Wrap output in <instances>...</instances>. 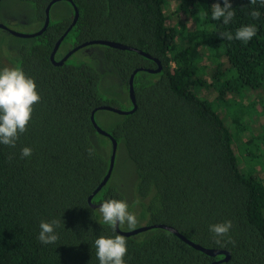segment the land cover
I'll use <instances>...</instances> for the list:
<instances>
[{
  "label": "trees",
  "instance_id": "trees-1",
  "mask_svg": "<svg viewBox=\"0 0 264 264\" xmlns=\"http://www.w3.org/2000/svg\"><path fill=\"white\" fill-rule=\"evenodd\" d=\"M50 1L0 5H7L6 15L17 7L19 18L39 30ZM60 1L68 13L56 10L55 2L41 34L0 41V57L5 51L10 67L33 78L41 97L16 145H0V264H98L95 238L120 234L99 214L109 198L127 201L136 227L170 225L195 243L229 254L224 260V253L207 254L168 229L152 227L123 235L127 264H264V127L238 145L239 152L234 146L258 106L264 108L263 98L247 105L237 99L253 90L264 94V6L259 0H230L235 14L223 24L211 17L218 0H178L177 20L171 22L168 0ZM74 6L79 17L55 57L68 39L73 46L118 41L151 57L94 44L100 47L92 61L54 64L52 51L73 22ZM253 9L260 11L258 18L251 16ZM53 13L61 17L52 20ZM180 13L191 16L195 28ZM248 24L257 34L247 43L220 35L235 37ZM158 61L161 71H149ZM3 67L9 66L0 58ZM136 69L137 109H101H132L129 80ZM210 89L213 98L202 95ZM102 111L114 118L106 128L97 118ZM93 112L118 143L111 177L95 194L108 173L113 143L94 126ZM24 146L32 148L31 157H21ZM52 219L59 221V238L45 245L37 239L39 223ZM225 220L232 228L217 242L209 226Z\"/></svg>",
  "mask_w": 264,
  "mask_h": 264
},
{
  "label": "clouds",
  "instance_id": "clouds-1",
  "mask_svg": "<svg viewBox=\"0 0 264 264\" xmlns=\"http://www.w3.org/2000/svg\"><path fill=\"white\" fill-rule=\"evenodd\" d=\"M250 2L255 3L256 0H250ZM259 5L264 6V0H259ZM234 14L230 0H223L222 6L219 0L212 5L213 20H221L223 24H228ZM250 14L254 19L261 15L258 9H253ZM256 34V26L248 24L238 28L235 37L230 33L220 35L228 40L235 38L247 43ZM40 98L34 79L26 75L21 68H0V145L12 147L16 145L19 134L26 131L31 120L34 104L39 102ZM32 152L31 147L24 146L20 154L22 158H28L31 157ZM99 214L102 222L108 226L126 225L128 230H133L137 225V217L129 210V205L124 199L104 200L99 205ZM59 226V221L56 219L40 221L37 239L45 245L55 244L59 238L57 232ZM231 228V220L209 226L210 232L218 238L217 242L219 238L227 236ZM93 244L98 264H127L125 256L128 246L123 235H100L95 238Z\"/></svg>",
  "mask_w": 264,
  "mask_h": 264
},
{
  "label": "rangeland",
  "instance_id": "rangeland-1",
  "mask_svg": "<svg viewBox=\"0 0 264 264\" xmlns=\"http://www.w3.org/2000/svg\"><path fill=\"white\" fill-rule=\"evenodd\" d=\"M177 3H178V0H168L167 13L169 15H171L170 20H169L170 22L177 20L176 16L173 15V12L176 8ZM66 6H68V5H66V3L64 1H58L57 5H55L54 7L56 10L61 9V8H65L64 13L67 14L68 8ZM5 7H7V5H5V4L0 5V22L6 23V24H8V26L10 28H12L16 31L22 32V33H33L36 31L37 24L35 22H32L30 20H25L23 17L19 18L20 13H19L17 7L10 6V8H11L10 14L11 15H9V13H7V15H6V11H5L6 8ZM10 8H8V9H10ZM9 16H13V17L10 18ZM58 17H61V16H58ZM58 17H55L54 13H53L51 16V19L52 20H58ZM3 18H5V19H3ZM179 18L185 20L191 28H195L196 21L191 16H188L187 14H184V13H180ZM14 36L15 35L10 33L8 30L0 28V41L3 42L5 39H14ZM73 45H74V43L70 39L66 40L62 44L61 49L59 50L56 57L58 59L63 57L69 50H71L72 47H74ZM99 47H100L99 45H94V44L81 47L78 50L74 51L71 54V56L68 58L67 61L70 63H76V64H78L82 61H89V60L92 61V54L95 51H97ZM3 54L4 55H2L0 57L2 62L10 67L11 62L8 60V57L6 56V52L4 51ZM16 67H17V65H16ZM210 75H211L210 70H208L207 77L209 78ZM202 95L207 96L209 98H213L215 93H214V91H211V89H210V90L202 91ZM258 98L264 99V94H262L259 90H253V91H249L248 96L246 98H243V99L237 98V99L240 100L245 105H247V104H249V102L251 100L258 99ZM126 105H129V103L128 104L126 103ZM221 112H222V115L225 116L227 123L230 125L231 129L233 131H235V128L232 124L231 117L227 114L226 110H224V108H222ZM97 118H98V122L100 123V125L104 128H106L107 125H110L111 120L114 119L109 115L108 112L106 113V111H102V113L99 114V116ZM246 118H247V116L245 117V119ZM250 119L251 120H249V123H248L249 128L239 134L240 141L239 140L235 141L234 146H235V149L237 150V152H239L238 145H242V143L244 141H246L249 137H251V135L258 134L262 130V128L264 127V108H262L261 106L260 107L258 106V112L253 113L251 115ZM241 166L243 169L248 167V164L244 159L241 160ZM254 167L257 170H260L261 165H258V163H255ZM128 188H126V190ZM127 193L129 194V191H127ZM122 228L124 230H126L127 226L122 225Z\"/></svg>",
  "mask_w": 264,
  "mask_h": 264
},
{
  "label": "water",
  "instance_id": "water-1",
  "mask_svg": "<svg viewBox=\"0 0 264 264\" xmlns=\"http://www.w3.org/2000/svg\"><path fill=\"white\" fill-rule=\"evenodd\" d=\"M57 1H60V0H52V1H50L49 5H48V7L46 9V20H45V23L42 26V28L40 30H38V31H35L33 33H22V32H19V31H16V30L10 28L7 24H5L3 22H0V28L8 30L13 35L19 36V37H33V36L39 35L43 31H45L47 29V27H48V25L50 23V8ZM69 1H71V0H69ZM74 9H75V14H74V19H73L72 24L70 25L68 30L64 33V35H62V37L57 41V43H56V45H55V47H54V49L52 51L51 59H52L54 64H56V65L63 64L71 56V54L74 51L78 50L81 47L92 45V44H105V45H109V46H112V47H115V48H118V49L135 50V51H138L140 53L145 54L146 56L151 57L149 54H147V53L143 52L142 50H139V49H137V48H135L133 46H130V45L118 42V41L98 39V40H90V41L81 43V44L73 47L70 51H68V53L61 60H59V61L56 60L55 55H56V52H57L62 40L64 39V37L67 34V32L71 29V27L76 23V21H77V19L79 17L78 8L76 6H74ZM158 63H159V61H158ZM161 68L162 67H161V65L159 63V67L157 69H149V71H151V72H159V71H161ZM138 70L139 69H136L134 71V73L131 75L130 80H129V94H130V97H131V100H132V103H133L132 109L124 110V109H120V108H117V107H114V106H110V105L100 106L101 109L111 110V111H114V112H117V113H120V114H127V113L133 112V111H135L137 109V102H136V97H135L133 80H134V75L138 72ZM91 118H92V122H93L94 126L96 127V129L98 130V132H100V133H102V134H104L106 136L111 137L112 143H113V149H112V155H111V163H110V167H109L108 173L105 176V178L102 181V183L94 191V194H95L97 191H99L107 183V181L111 177V174H112V171H113L114 165H115V158H116L118 143H117L116 139H114L105 129H103L97 123V121L95 119V113L94 112L92 113ZM91 198H92V196L90 197V199ZM96 206H97L96 204H93V207H96ZM115 226H116L117 231L120 234L125 235V236L134 235V234L139 233L141 231L148 230L149 228H152V227L165 228V229H168V230L174 232L175 234L180 236L183 240H185L187 243H189L190 245H192L193 247H195L198 250H201V251H203V252H205L207 254L224 253L226 255V258L224 260H227L228 257H229V254L226 251L216 250V249H213V248H207V247H204V246H202V245H200L198 243L193 242L192 240L188 239L183 234H181L176 228H174V227H172L170 225H166V224L142 225V226L136 227L133 230H122L120 228V225H115ZM215 263L216 262H214L212 264H215Z\"/></svg>",
  "mask_w": 264,
  "mask_h": 264
},
{
  "label": "flooded vegetation",
  "instance_id": "flooded-vegetation-1",
  "mask_svg": "<svg viewBox=\"0 0 264 264\" xmlns=\"http://www.w3.org/2000/svg\"><path fill=\"white\" fill-rule=\"evenodd\" d=\"M41 28H42V27H41ZM41 28H40V29H41ZM40 29H39V30H40ZM36 31H38V30H36ZM74 47H75V46H74ZM72 48H73V47H72ZM72 48H71V49H72ZM69 51H70V50H69ZM67 53H68V52H67ZM67 53H66V54H67ZM66 54H65V55H66ZM65 55H64V56H65ZM64 56H63V57H64ZM63 57H61L60 59H56V60L59 61V60H61ZM55 58H56V57H55ZM67 60H68V59H67ZM67 60H66V61H67ZM66 61H65V62H66ZM65 62H64V63H65Z\"/></svg>",
  "mask_w": 264,
  "mask_h": 264
}]
</instances>
